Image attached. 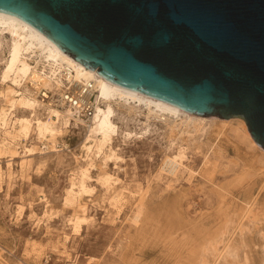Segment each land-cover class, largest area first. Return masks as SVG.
I'll use <instances>...</instances> for the list:
<instances>
[{"label": "rangeland", "instance_id": "obj_1", "mask_svg": "<svg viewBox=\"0 0 264 264\" xmlns=\"http://www.w3.org/2000/svg\"><path fill=\"white\" fill-rule=\"evenodd\" d=\"M6 56L3 48L0 72ZM28 83L24 88L41 101L36 116L46 120L48 107L69 109L55 97L60 90L41 88L48 94L43 100L42 91ZM8 85L0 78V108L8 107L2 97ZM31 112L17 108L14 116L30 119ZM116 112L119 132H141L145 127L138 123L146 121L143 115L135 119L123 108ZM205 118L216 119L204 132L187 129L177 134L174 144L164 122L153 119L142 137H114L113 146L122 160L105 166L102 158L93 157L88 191L78 202L67 192L88 163L84 148L88 125L71 119V126L54 144L39 139L35 131L16 139L0 151L3 264H199L201 241L221 224V209L227 210L230 223L221 243L205 253L206 264H264V222L240 221L243 207L252 204L264 184V149L244 138L245 132L250 133L242 118ZM220 127L224 128L218 135ZM180 146L186 149L185 168L172 178L161 168L165 157ZM243 169L257 175L248 193L233 188L222 198L220 189ZM104 172L117 180L110 188L100 182ZM139 192L145 193L144 199ZM255 205H264V192ZM138 210L142 218L135 223ZM77 217L83 220L79 232L73 226ZM181 231L185 234L172 241L171 236ZM190 252L195 253L193 262Z\"/></svg>", "mask_w": 264, "mask_h": 264}, {"label": "water", "instance_id": "obj_2", "mask_svg": "<svg viewBox=\"0 0 264 264\" xmlns=\"http://www.w3.org/2000/svg\"><path fill=\"white\" fill-rule=\"evenodd\" d=\"M0 12L120 87L242 118L264 149V0H0Z\"/></svg>", "mask_w": 264, "mask_h": 264}, {"label": "bare ground", "instance_id": "obj_3", "mask_svg": "<svg viewBox=\"0 0 264 264\" xmlns=\"http://www.w3.org/2000/svg\"><path fill=\"white\" fill-rule=\"evenodd\" d=\"M3 48L7 49V56L0 72V78L3 83L9 85L7 86L6 93L2 94L8 107L0 108V130L4 136V138L0 139V151L6 149L8 146H12L16 139L20 137L28 138L32 131L36 132L39 139L47 140L54 144L57 138L62 136L64 131L71 126L70 120L74 118V111L71 106L65 110L48 107V118L46 120L36 116V108L41 105V101L29 89L24 88L26 83L29 82L35 90L40 91H42L41 88L48 91L54 88L59 90L66 83H71L74 87L83 84H92L95 88L96 109L91 118V124L88 126V134L84 145L86 151L85 159L88 163L80 169L77 181L75 182L73 180L74 182H72L71 188L67 192L77 202L80 200L82 193L88 191L87 182L90 180L93 157L102 158L105 166L108 161L122 160L118 156V149H115L113 146L114 137H117L119 134L124 140L137 136L142 137V134L149 131L150 124L148 122L153 119L158 122H164L172 138V144H174L177 134L188 132L187 129L204 132L207 126L214 124L212 121L216 119L188 113L166 102L111 83L94 70L86 68L81 63L69 57L28 23L13 15L0 12V50ZM17 108L31 110V118H16L14 112ZM120 108H123L128 115L135 116V119L143 115L146 121H138V123L145 125L143 130L141 129V132H119V126L116 122L118 119L116 109ZM74 119L75 121L78 120L76 118ZM244 126L242 127L244 128ZM223 128H217L218 135L223 132ZM12 131L15 133H12ZM244 138L251 146L263 150L248 133L245 132ZM235 148L237 150L239 149L238 146H235ZM185 150L184 147L180 146L175 154L166 156L161 171H167V174L172 178H176L178 172L182 168H185ZM216 162L218 161L216 160ZM262 175L264 177V172ZM256 176L255 172L253 173L249 169H243L239 175L228 181L224 188L220 189L219 195L224 198L233 188L246 192L253 186ZM100 182L106 188H110L117 180L107 172H104V176ZM97 184L99 183L97 182ZM260 192H264V184L258 194L254 196L252 204H246L243 207V215L240 221L245 220L248 223L264 222V205L259 207L255 205ZM139 195L140 199H144L145 193L139 192ZM221 213V224H219V227L217 228L216 226L215 229H217L211 234L207 233L208 235L201 241L199 257L196 258L198 262L196 263L206 264L205 253L210 249L215 250L216 246L221 243V239L225 237L231 217L227 214L226 209H221ZM141 218L142 213L138 210L133 219L135 223H138L141 221ZM167 219L169 220L168 217ZM82 221V219L77 217L73 222L76 232L80 231ZM176 224L178 223L176 222ZM183 234L185 233L182 232L179 235L175 234L174 236H170L172 237V241H175L176 237ZM225 247L228 249L230 245L227 244ZM189 255V261L193 262L195 260V253L190 252ZM1 259L2 257L0 256V264H3Z\"/></svg>", "mask_w": 264, "mask_h": 264}, {"label": "built area", "instance_id": "obj_4", "mask_svg": "<svg viewBox=\"0 0 264 264\" xmlns=\"http://www.w3.org/2000/svg\"><path fill=\"white\" fill-rule=\"evenodd\" d=\"M59 90V93L55 94L57 101L69 108L71 106L74 111V118L89 126L96 109V91L93 85L83 84L74 87L71 83H66ZM40 93L43 100L48 98V94L46 93V95L44 91Z\"/></svg>", "mask_w": 264, "mask_h": 264}]
</instances>
